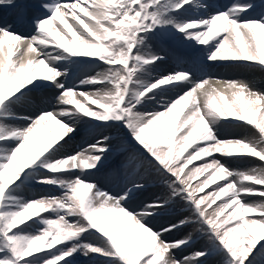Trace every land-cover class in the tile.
Returning a JSON list of instances; mask_svg holds the SVG:
<instances>
[{
	"label": "snow or ice",
	"instance_id": "snow-or-ice-1",
	"mask_svg": "<svg viewBox=\"0 0 264 264\" xmlns=\"http://www.w3.org/2000/svg\"><path fill=\"white\" fill-rule=\"evenodd\" d=\"M188 10L210 14L179 18ZM5 11L12 22L0 16V264H75L77 256L89 264H96V256L104 258L103 264H213L218 256L223 264H264V243L257 247L264 241V168L232 171L214 155L264 162V93L244 81H194L184 71L152 78L157 62L170 58L179 65L184 60L182 52L165 44L169 27L186 40L212 47L210 62L264 69V0L227 5L206 0H0V13ZM53 21H59L54 28ZM14 25H30L33 34L22 35ZM154 38L158 51L147 45ZM50 45L52 51H47ZM71 57L106 65L80 84L99 83L107 90L77 94L65 88L60 78L66 73L54 66ZM37 80L61 90L56 103L62 107L24 117L30 121L25 128L11 125L8 121L20 117L8 110L7 101L26 86L39 88ZM186 85L192 87L183 91ZM169 87L177 97L162 110H137ZM82 117L95 122L87 131V145L63 153ZM221 118L254 125L259 137L221 140L215 128ZM120 124L137 147L99 131ZM46 152L41 165L46 174L36 182L60 189L61 195L25 200L11 191L22 172ZM201 157L209 159L188 168ZM105 169L104 187L83 178ZM200 176L204 178L193 185ZM157 183L164 185V194L126 207ZM213 184L212 191L201 195ZM250 197L261 203H248ZM179 200L208 241L184 256L176 253L193 239L168 241L164 235L181 231L187 219H172L158 231L149 227L157 217L172 214ZM49 210L55 218L40 215ZM34 225L39 226L36 232L27 231ZM85 234L99 243L82 242ZM55 245L59 247L52 250Z\"/></svg>",
	"mask_w": 264,
	"mask_h": 264
},
{
	"label": "rangeland",
	"instance_id": "rangeland-1",
	"mask_svg": "<svg viewBox=\"0 0 264 264\" xmlns=\"http://www.w3.org/2000/svg\"><path fill=\"white\" fill-rule=\"evenodd\" d=\"M212 1H215V0H212ZM72 2H74V0H63L62 1V3H68V4L72 3ZM10 16H11V14H10ZM85 19H87V18H85ZM212 49L213 48L209 46L208 50L202 53V55H201L202 57L200 59H199V57L197 58V60H198L197 62L200 63V62L207 61L208 60V54L210 52L209 50H212ZM73 67L74 66H70L68 70H66V69L62 70V68H59V70L61 72H66V75L63 77V79H61L64 82L65 88H72L74 90V93H77V94L80 92H84L87 94H92V93H96V92L102 93L103 91L107 90L106 88H103V86H95V87H87V88L78 87V83L81 81L80 79L85 78L87 76H93L94 74H97L100 71L101 67H98L97 70H92L93 72L90 71V72H87V74H80V75L76 76L74 78V80L71 79V77L69 76L71 71L74 70ZM106 67L107 66H103V68L101 69V72H103ZM200 70H203V71L221 70L223 72H227L225 70V68L223 67V65L220 64L219 61L214 63L213 65L212 64L211 65L201 64V69H199V71ZM167 73H170V72L159 73V75H165ZM226 74H228V73H226ZM224 78H226V77H224ZM193 80H196V79L194 78ZM224 80H226V79H223L222 81H224ZM183 91H186V90L183 88ZM167 92H168L167 94H170V95L172 94V95L177 96V92L174 89L169 88V90H167ZM57 93L58 92H56V90L52 89V87H50V89H48V90L42 91V95L46 96L48 101H50L49 107L47 108L48 110H59L60 107H62L56 103ZM14 95H16V94H14ZM75 98L80 100L86 106L89 104V101L84 100V98L79 96V95H76ZM16 99H18V98H16ZM170 102L171 101L168 98L162 97L161 102L158 103V107L151 108L149 110L148 109L141 110V111L142 112L143 111H160V110H162L165 103H170ZM17 106H18V104H15L13 100L10 99L9 101H7V108L11 112L15 113V109L18 108ZM72 107H74V106H72ZM92 107L95 108L96 106L92 105ZM86 119H88V118H86ZM118 126H119L118 129H115L112 126L111 127L108 126L106 129H104V131L106 132V134H110L111 137L113 135H116V134H118V135L121 134L117 138V140L126 139V141L132 147H137L131 141L130 137H128L127 130L123 127V125L120 124ZM229 138L233 139L234 137H226L225 139H229ZM187 151H191V148H189ZM47 155H48L47 152L42 154L40 158H38L36 161H34V163L32 165L29 166L28 169L24 170V172H22L21 176L18 178V181L14 182V185H13L11 191H13L15 194L21 196L25 200H30V199L40 198V197H47V196H60L61 195L60 189H58L54 186L39 184L36 182L37 179L40 178V176L46 174V169L44 167H42L41 165L45 162ZM216 159H219V158H216ZM205 160H207V157H201L200 160L194 161L193 164L188 166V168L199 166ZM221 163L224 164L227 168H229L232 171H248V170H251L253 168H257V169L264 168V162L260 161L259 158L247 157V156H233V157H225L224 156V159H222ZM38 166H41L42 168L37 169ZM188 168L185 169L186 172L188 171ZM47 174L51 175L49 173H47ZM97 176H100V175L97 174ZM102 176H103V178L99 179L100 181L99 180H96V181H98L100 183L101 187H104L108 181L105 180L104 175H102ZM94 177H96V176L94 175L92 177H86L85 180H87V179H93L94 180ZM67 178H72V177H67ZM203 178H204L203 176H200V177H197L196 179H194L192 181L193 185H195L198 180H202ZM216 183H221V182L216 181ZM246 183L250 184L251 182H246ZM158 184L159 183L153 184V185H155V187H157ZM161 185H163V184H161ZM148 186L146 187L145 191L141 194L142 198L140 199V201L149 200L155 195V192H153L152 190H149ZM108 187H112V185L108 184ZM163 187H164V185H163ZM255 187H260V186H255ZM214 188H215V184L209 185L208 189H205L204 193H201V195L205 194L206 192L212 191ZM113 190H115V189H113ZM165 191H166V189H165ZM89 195H91V193H89ZM137 197L138 196H136V198ZM135 199L130 202V205H126V207H131V204L135 201ZM253 199H254L253 197L247 198V202L248 203L253 202L254 201ZM180 201L181 202H179V201L176 202L175 207H174L173 213L177 214V215L175 217L171 218L170 220H167V221L161 222V223L164 224V226H166L167 223H169L172 219H178L177 217H179L180 213H183V214H181L182 218L183 217L184 218L190 217L189 224L187 226H185V228H183L181 231L173 232V233H167L164 235V239L168 240V241L177 240L180 238H188V237H191L193 239V244L190 247H188L184 252L176 253L177 256H184V255H189L190 254L189 252H191V251L201 250L202 248H204L207 245L208 241H207L206 237L202 236V234L199 232V227H200L199 224L193 222V217L190 213L191 210L189 208H187V206L185 205V202L183 200H180ZM217 203H219V201H217ZM213 207H215V205H213ZM186 213H188V216ZM40 215H43L47 218H55L50 210L46 211L45 213L40 214ZM163 217L164 216H159L156 219L160 220ZM69 219L74 221L77 218L76 217H69ZM188 226L191 228L189 230V232H190L189 234L187 232H185L187 230ZM38 227H39L38 225H34L31 228L27 229V231L36 232L38 230ZM83 238L86 239V241H82V242L99 243V241H95V237L88 235V234H85V236ZM46 243H47V241H45V244ZM260 243H264V241L258 242L257 247H259ZM55 247H59V245L53 246L52 250H54ZM45 250H48V249L42 248V251H45ZM103 260H104L103 257H100V256L95 257L96 264H103ZM75 264H89V262L83 256H77ZM213 264H223V258L219 257V256L215 257L213 259Z\"/></svg>",
	"mask_w": 264,
	"mask_h": 264
},
{
	"label": "bare ground",
	"instance_id": "bare-ground-1",
	"mask_svg": "<svg viewBox=\"0 0 264 264\" xmlns=\"http://www.w3.org/2000/svg\"><path fill=\"white\" fill-rule=\"evenodd\" d=\"M224 1H226V0H216V2L219 5H220V2L222 3ZM214 9L215 8H211L210 11H214ZM210 11H202V15H200V16H207V15L210 14ZM5 15H6V12L5 13H0V16H4V18H5ZM181 15L182 16H186V18H188L189 16H193L195 14H191V12L187 11V12H182ZM8 22L10 23V20H8ZM157 32H159V29H157ZM20 33L23 34V35H26V33H28V30L20 31ZM168 33H169V36L171 34H173V33H178V34H176L174 36V38L170 42L174 43V42L177 41V43L171 44V45H174V46H177V47L180 46L181 49H185V47L187 48V46L189 45V43H192L193 42V40H186L184 38V35L181 34L180 32H177L174 28H168ZM165 44H166V46L168 48L176 49V48L172 47L166 40H165ZM49 47H51V45ZM193 47L194 46H191L190 48H193ZM176 50H178V49H176ZM207 50H208V47L207 48H203V49L200 50V48H197V46H196V51L197 52L195 53L194 56H199L200 54L202 55V53L205 52V51H207ZM212 50H209V51L211 52ZM214 63H216V62H210L209 59H208L207 62L205 63V65H211V64L213 65ZM62 64L64 66H69V67L74 65L75 68L73 67V69L75 71L73 70L72 74H70V77H72L74 79L77 75L86 74L87 72H90V71L94 70V68L100 66L102 63H100L98 60L91 59V58L71 57L69 59L61 60L59 63L56 64L55 67H57V66L59 67ZM220 64L221 65L223 64V67L225 68V70H227V73L232 75L231 76L233 78L232 80L248 82L249 84L253 85V87H254L253 90H255V91L258 90L259 92L264 93V69H261L259 66H256V67H246V66L233 65V64H230V63H227V62H220ZM196 66H197V64L193 60H188V61L187 60H183V62L181 64L175 65V68H183L184 70L194 69L195 70V74H197V72H196ZM205 72H207V71H205ZM206 74H212V75H214L216 77H226V75H225L226 73H222L220 71H216L214 73L212 71H208L207 73L204 74L203 70H200V73L197 74L196 79L198 81L199 80H202L203 78L206 77ZM92 77H96V76H92ZM226 78H228V77H226ZM85 79H89V78H84L83 80H85ZM39 81L40 80H37L36 83L39 84L40 87H41V83H39ZM97 84H99V83H97ZM97 84L81 85L80 82H79V87L80 88L95 87ZM29 86H31V85H29ZM29 86H26L21 91L22 92L21 95L28 93V89H29L28 87ZM101 86H103V88H106L105 85H101ZM186 88L187 87H185L184 89H186ZM167 93H168L167 91H165L163 93H159L154 98L145 101L142 105H138L137 106V110H146V109L149 110L151 108L158 107V104L157 103L160 102V99L165 94H167ZM167 97H169L170 101H173L177 96L171 94V95H169ZM219 103L222 104L223 102L220 101ZM46 106H48V103L47 104H43V103L39 102L38 107H37L38 108L37 114L40 113L41 109H45ZM184 112H187V109H185ZM183 115H184V113L182 112L180 114V118L181 119L183 118ZM256 118L257 119L259 118L258 115H257ZM63 119L67 120L66 117L63 118ZM29 123H30V121L27 124L29 125ZM177 123H179V120H177ZM94 124H95V122H92L91 120H88V119H84L82 117L79 121H77V123L75 125L76 131L73 134V137H72L73 139L71 138L65 146H70L71 143L74 141V139L78 138L79 136H84V137H87L88 138L89 136L87 135V131ZM112 127L115 128V129H118L119 128L116 125H113ZM106 128L107 127H102V128L99 129V131H101L104 134H106V132L104 131V129H106ZM215 128H216V134H219L222 137H234L233 139H245V138H247V139H254V138H258L259 137L258 130L255 129V126H253V125L252 126H247V125L246 126H238L237 125V122L231 120L230 118H221L220 122L215 126ZM178 134L179 133H177V135ZM106 135H108V134H106ZM120 135L121 134H119V135L116 134V135H113L112 137L118 138ZM63 139L64 138H62V140ZM57 143H60V142H57ZM73 151H77V149H74ZM214 155L216 156L215 158H219L220 161H222V159H224V156H220L218 154H214ZM207 159H209V158L207 157ZM110 162L111 161H108V162H106V164L107 163H110ZM83 178L85 179L86 177H83ZM102 178H103L102 175L101 176L94 177V179H96V180H99V179H102ZM148 187H149V190H152L153 192H155V195H157V194H164V192H165V188L161 184H158L157 187H155V185H153V184H149ZM141 198H142L141 193H138V198L135 199V201L131 204V206H137L139 204V201H140ZM253 198H254L253 199L254 201L253 202H250V204H258V203H261V198H259V197H253ZM179 202H181V201L179 200ZM181 214H183V213H180V215H179L180 218L177 217L179 220H185V219H187L188 221L190 220V217H187V218H184L183 217L182 218V215ZM186 214L188 216V213H186ZM176 215L177 214L172 213L170 215H165L163 217V220L154 219L149 224V227H151V228H153V229H155V230L158 231L161 226L158 225L157 222L170 220L171 218L175 217ZM190 229L191 228L188 226L187 227V230L185 232H187L189 234L190 233L189 232Z\"/></svg>",
	"mask_w": 264,
	"mask_h": 264
}]
</instances>
